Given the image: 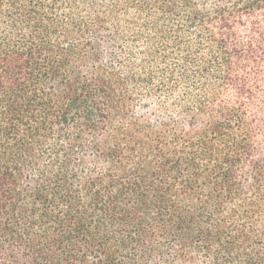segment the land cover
I'll use <instances>...</instances> for the list:
<instances>
[{"label":"trees","instance_id":"16d2710c","mask_svg":"<svg viewBox=\"0 0 264 264\" xmlns=\"http://www.w3.org/2000/svg\"><path fill=\"white\" fill-rule=\"evenodd\" d=\"M0 264H264V0H0Z\"/></svg>","mask_w":264,"mask_h":264}]
</instances>
